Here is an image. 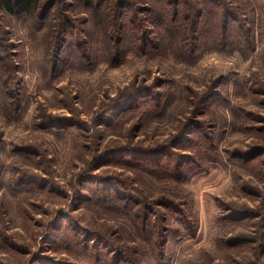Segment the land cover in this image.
Returning a JSON list of instances; mask_svg holds the SVG:
<instances>
[{"label": "rangeland", "instance_id": "rangeland-1", "mask_svg": "<svg viewBox=\"0 0 264 264\" xmlns=\"http://www.w3.org/2000/svg\"><path fill=\"white\" fill-rule=\"evenodd\" d=\"M166 1L0 10V264H264V0L145 50Z\"/></svg>", "mask_w": 264, "mask_h": 264}, {"label": "trees", "instance_id": "trees-1", "mask_svg": "<svg viewBox=\"0 0 264 264\" xmlns=\"http://www.w3.org/2000/svg\"><path fill=\"white\" fill-rule=\"evenodd\" d=\"M41 0H0V10L17 14V15H24V16H32L38 5L40 4ZM75 1H81L83 4L91 6L93 9H97L103 6L104 3L108 2V0H75ZM96 1V4H95ZM121 1V0H120ZM219 0H206V2L201 3L197 2L195 0H167L165 3L167 6H170L173 8V13H169L168 11L164 16L162 22V26L160 27L159 31L157 32L159 35L156 40L160 39V33L163 34L166 33L167 37L164 38V41L166 46L164 45L165 49H162L160 44L156 41H150L148 39H144V42H142L141 45L145 47V50H147V47H150L153 49V52H159L160 51H167L166 47L168 48V51L172 53L176 52L174 50H177L178 52L188 51V53L191 54V51L196 49L197 47L193 48V44H200V40L202 38V35L200 34V23L211 22V42L212 43H220L224 42L228 34H226L227 27L228 29L230 24H234L231 22H239L238 17H230L228 14V11L226 8H222V5H217L216 2ZM132 1H130L129 5L132 8L131 5ZM137 4V2H136ZM147 4V3H146ZM208 4L206 7H209L207 9V12L210 16V19L208 18V14H204V11H199L198 7H201V9L206 8L204 5ZM163 5V3H162ZM125 6V7H124ZM123 8H126V2L124 3ZM97 7V8H96ZM163 9L166 11V9L163 7ZM154 8L152 4H147V9L144 10V12L147 13L148 19L151 20L154 12ZM151 15V17H150ZM205 16L204 20H201L202 16ZM123 18V17H122ZM120 18L116 22L119 24ZM225 22V29L223 28V25L221 26L222 22ZM231 21V22H230ZM117 28V27H116ZM165 32V33H164ZM213 32V33H212ZM110 33H107L109 35ZM240 34V33H239ZM108 37V36H107ZM205 40V39H204ZM123 40L121 39V42ZM141 41V40H140ZM110 44L111 39L109 40ZM118 44L120 45V41H118ZM217 44V43H216ZM118 45V46H119ZM116 47L117 44H114ZM197 46V45H196ZM117 48V47H116ZM198 49V48H197ZM118 51H114V58ZM118 56V54H117ZM116 56V57H117Z\"/></svg>", "mask_w": 264, "mask_h": 264}]
</instances>
